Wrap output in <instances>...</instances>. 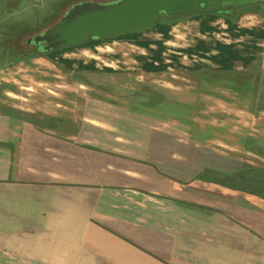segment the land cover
Masks as SVG:
<instances>
[{"label":"crops","instance_id":"obj_1","mask_svg":"<svg viewBox=\"0 0 264 264\" xmlns=\"http://www.w3.org/2000/svg\"><path fill=\"white\" fill-rule=\"evenodd\" d=\"M231 29L237 43L186 49L216 74L202 89L210 121L196 96L187 121L167 100L85 103L68 119L0 98V264H264V200L221 184L250 150L243 134L229 140L228 113L264 115V31ZM152 35L141 40L154 59L173 44Z\"/></svg>","mask_w":264,"mask_h":264},{"label":"rangeland","instance_id":"obj_2","mask_svg":"<svg viewBox=\"0 0 264 264\" xmlns=\"http://www.w3.org/2000/svg\"><path fill=\"white\" fill-rule=\"evenodd\" d=\"M61 1L64 0H0V10L21 8L15 13H0V62L8 61L7 57L10 53H8L6 44L11 35L16 36L20 30V49H22L24 39L59 19L61 11L55 18L49 15L53 12L54 5ZM69 1L76 3L79 0ZM88 1L109 2L111 0ZM177 16L172 19L162 16L152 27L147 29L148 31L145 30L146 33L142 31L144 34L141 32L136 39L131 38L130 35L113 36L100 40L101 42L67 48L65 50L69 57L61 58L62 51L55 55L21 56L13 69L8 73L0 74V90L7 89L6 95L1 97L0 94V98L5 100V104L10 110L16 106H23L32 109L36 115H51L56 112L57 117H67L68 119H76L85 103L128 104L143 102L145 98L149 102L151 100L157 101V103H160V100H167L169 103H181L180 115L187 121L190 114L187 105H190L192 103L190 101L194 100V96H196L199 105L201 104L203 107H199L197 104L198 110H193L191 114L194 115L195 111L197 116L206 117L210 121L211 114L206 107L207 103L202 100V98L205 99L206 93L202 89H205L206 84L208 86L212 84L214 80L210 76L216 74L210 70L205 73L204 69L210 62L206 60L208 57L205 53L202 54L204 50L194 51L192 54L195 58L193 59L192 54L186 49L194 48L193 45L200 40L204 41L206 46H214L215 43H237L238 41H234L235 38L226 27L227 22L235 23L234 25L239 28H262L264 31V16L261 11L249 13L239 10L233 11L229 15L215 13ZM202 20L208 23V28L204 31L199 28V22ZM159 23L169 26L167 36L161 37L173 44L164 45L161 52L169 49L176 53L170 54V68L165 67L162 71L149 72L143 69L142 64L138 66L133 62L135 54L129 44L141 46L138 40L145 37L153 38L152 34L157 30L155 25ZM257 38H259L257 42L262 43L264 33H259ZM144 40H141V43ZM112 41L115 42V45L110 46L111 50L103 52L101 58L107 63L114 61L113 67H105L101 65L100 61L93 60L82 52L86 50L87 54H95L93 46H109ZM256 47H258V52L264 50L260 46ZM145 48L143 47V51L146 56H138L141 63L144 60L147 61L146 57L149 56L148 49L145 50ZM183 55H186V58H183ZM236 65V69L242 71L240 63ZM247 69L252 71L251 67ZM245 72L248 71L245 70ZM195 85L197 89L194 88ZM194 91L196 93H192ZM219 93L223 95L222 98L227 99V103H233L232 105L241 103L235 92L222 90ZM245 102H243L244 108L249 107V103L245 104ZM171 115H176V106L170 109ZM240 118L228 113V125L224 131L229 133V140H236V142L243 134L250 150H240L241 159L243 158L247 165L251 164L250 166L253 165L254 168L264 170V115L252 113L245 116L244 119ZM58 121L62 122L63 120ZM254 148L257 151L255 153L251 151Z\"/></svg>","mask_w":264,"mask_h":264},{"label":"water","instance_id":"obj_3","mask_svg":"<svg viewBox=\"0 0 264 264\" xmlns=\"http://www.w3.org/2000/svg\"><path fill=\"white\" fill-rule=\"evenodd\" d=\"M219 4L221 7L217 8ZM236 10L264 14V0H86L72 4L54 24L32 40L43 42L45 51L56 50L141 32L152 27L162 16L227 15Z\"/></svg>","mask_w":264,"mask_h":264},{"label":"trees","instance_id":"obj_4","mask_svg":"<svg viewBox=\"0 0 264 264\" xmlns=\"http://www.w3.org/2000/svg\"><path fill=\"white\" fill-rule=\"evenodd\" d=\"M215 14V13H213ZM176 15L173 16H166L167 18H175ZM196 16V15H193ZM178 17V16H176ZM227 28L230 30V32L232 33V35L236 34V32L233 31V29H231V27L234 28V24H230V21L227 22ZM155 28L158 30V32H160L162 34V36H167L168 33V28L169 26L163 24V23H159L157 25H155ZM208 28V27H207ZM206 27L204 29H202V31L207 29ZM239 32L242 33H249L248 30L246 29H240ZM138 32H132V33H125V34H120L117 35L118 37H123V36H133L134 34H137ZM97 42H101L100 40H91L90 42H86L85 44L88 43H97ZM141 44L142 47H146L147 48V43L145 41H143L141 43V41L139 42ZM216 47L221 48V45L218 43L216 45ZM67 48H71V47H66V48H62V49H57L55 51H53L52 53L55 55L58 52H61ZM161 48L160 47V52L154 56L155 58L153 60H159L158 65L153 64L152 62H147V61H143L142 66L143 69L149 72H155V71H162L165 68V65H163L160 61V55H161ZM215 62H217L218 64H220L221 61L219 60H215ZM92 68V67H89ZM109 69V68H107ZM222 185H225V187L229 188V189H233V190H238L244 193H248L251 195H254L262 200H264V170L258 169V168H254L250 165L247 164H243L241 170L238 173V176L235 178H230L227 181H222L221 182Z\"/></svg>","mask_w":264,"mask_h":264},{"label":"flooded vegetation","instance_id":"obj_5","mask_svg":"<svg viewBox=\"0 0 264 264\" xmlns=\"http://www.w3.org/2000/svg\"><path fill=\"white\" fill-rule=\"evenodd\" d=\"M80 1H84V0L76 1V3L80 2ZM74 3H71L69 0H64V1L59 2L57 5H54L53 12L49 16H51V17L53 16V18H55L56 15L58 13H60V11H61V13L59 14L60 15L59 18H60L64 14V12ZM220 7H221V5L219 4L217 6V8H220ZM20 9H21L20 7H17L15 9L6 8L3 10H0V13L1 14L15 13V12L19 11ZM201 14H213V13H201ZM49 26H51V25L50 24L45 25L44 29L48 28ZM44 29H42L41 31L36 32L35 34L24 39V41H23L24 47L22 49H20V30L16 36L10 34L11 37L8 39L7 44H6V46L8 47V50H9L8 53H10V55L7 57L8 61H1L0 62V73L1 74L2 73H8L11 69H13V67L17 63L16 61L20 60L21 56H24V57L29 56L30 57V56H34V55H36V56L37 55H49V54L54 55L52 52L55 50L45 51V50H43V46H44L43 42L34 43L32 40L34 36L41 33ZM66 52H67L66 50H63L60 53L61 58H65V57H63V54ZM67 59H70V58H67Z\"/></svg>","mask_w":264,"mask_h":264},{"label":"built area","instance_id":"obj_6","mask_svg":"<svg viewBox=\"0 0 264 264\" xmlns=\"http://www.w3.org/2000/svg\"><path fill=\"white\" fill-rule=\"evenodd\" d=\"M227 27V26H226ZM112 45H115V42L112 41L111 45L107 46V45H99V46H93V49L95 51V54H87L85 53L86 50H83V54L87 55L88 57L92 58L93 60H98L100 61L101 65L105 66V67H113V63L114 61H111L110 63H107L106 61H103L102 58H101V54L103 52H106L108 50H111ZM131 47H132V51L134 52L135 56L133 57V62L140 66L142 63L141 61L138 59V56H146V53L143 51V47L142 46H139V45H136V44H129ZM169 52V53H168ZM171 53H176V52H173L172 50H169L167 49V51H163L161 52V61L163 64L166 65L167 68H170L169 67V64L171 63V59H170V54ZM181 54V53H180ZM193 56V59L195 58L194 55ZM63 57H69V54L66 52L63 54ZM183 58H186V55H183ZM146 60L149 61V62H152L153 64L155 65H158V61L156 60H153L151 58V55H149L148 57H146Z\"/></svg>","mask_w":264,"mask_h":264}]
</instances>
